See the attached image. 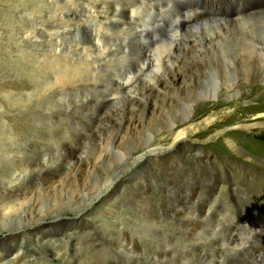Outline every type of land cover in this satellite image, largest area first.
<instances>
[{"label":"bare ground","instance_id":"6f19581e","mask_svg":"<svg viewBox=\"0 0 264 264\" xmlns=\"http://www.w3.org/2000/svg\"><path fill=\"white\" fill-rule=\"evenodd\" d=\"M133 1L135 2V0H131V2ZM212 1V13L210 18L208 17L209 12L205 8L207 0H202L198 3L201 7V10L188 4L187 0H138L137 5L134 8H130V6L128 5L129 2L127 0H94V4L91 5L89 9L91 20L88 19L90 20L88 22V27L85 25V29L83 27V29L80 30L81 25L76 22L78 25L75 26L77 30L75 35L68 31L67 33H65L67 35L66 37H60V41L64 43L63 48H61V43L57 44V42L59 41L57 40L56 44L58 45V53L56 50L57 55L54 54L53 57L50 55L51 60L49 61L52 63H55L56 61L55 64L59 65V68H57L55 72L52 71L54 77L49 79L51 81H49V83L51 84H47L46 86L44 85L41 91H37V88L33 89L32 92L26 93V96H24L27 99L26 102H29L33 98L39 96V94H41L43 97V94L46 93L45 91H52L50 89L59 87L57 107L59 106L60 108L67 103L73 109H79L82 105L85 104V101H87V99H90L88 97H91V88L99 86V84L102 82L108 85L109 83H112L115 88L113 93L115 97L112 98L113 103L119 97H123L124 95L126 96L125 100L127 99V102L125 104H127V107L130 109L127 113L129 122L127 123L126 118L123 116V114L120 115L118 110H113L111 107L109 110L107 109L108 111H106L104 115L102 114L103 118L100 121L101 123H103V125H106L107 128H110L111 132L112 130H116V132H119V128L121 126L123 128L127 125V127L129 128V132L124 137L123 142L130 139L131 141L136 142V146L133 148V153L130 156L131 159L128 160L127 157H129L130 152L127 153V148L126 150H123V152L122 150H119V147L121 145L117 146L115 144L116 137H114L111 145L106 147L103 153L97 159L93 158L90 160L88 153H91V151L94 152V150L96 149V144L101 142L99 138L90 136L91 138L88 140V142L84 140V144H87L82 150H80L79 152L76 151L74 154L72 153L71 160L69 159L70 163L72 164L70 166L72 167L65 178L56 179V177L49 175V173L42 174L39 179V184L35 188V190H33V192L17 196H14L13 193L9 192L6 195L1 194L0 216L4 215L8 211L19 210L20 213H22L21 217H23V219L20 225H17L14 228L0 231V244H5V242L9 238H13L19 235V231L21 229L23 230L27 228L32 231L33 225L41 226L46 219L38 217L39 214H37L36 212L40 209L42 200L44 198L60 195L61 193H64L65 196L66 194H68L72 200H81L79 205L82 207L79 208L74 214L75 217L80 215H87V222L97 228L95 219L91 216L94 214V212L91 211V209L94 208H92L91 206H93L92 203L95 199H97L96 197L98 194L95 193L96 189L91 185V181L94 177L95 171L109 161L112 150L118 148L117 150L123 153L126 157V160L122 165V167L126 165V171L121 175L113 176L110 182H108L105 187H101L99 193H103L104 196L108 194L110 190L112 193L117 192L119 185H121V187H123V191L125 192L122 197H126L129 201H135V203H137L142 209H144V214H139L132 210L129 206H127L128 203H125L127 199L125 201L122 200V203L120 204L118 202V206H127L125 208V211L129 216L132 217L133 215H136L135 219H133L136 224L131 231L124 233L122 231H118V233H120V238H122L121 244L117 245L116 241L113 242V240H115V237H113L111 240L112 243H114L112 245L113 247L115 246L117 254L116 260L119 261V264H135L133 262H129L128 257H135L136 259H139L138 261L140 262V264H148V262L151 260H155L151 261L152 264H215L218 261L214 260L215 257L212 253V249H216V247L220 248L217 258H222V262L226 260L227 264H264V217L263 221L257 222L255 219H249L247 217L242 218L240 215L234 216V214L226 212L223 206H219L214 209L212 208V213L210 215H207L208 212H206V210L210 211V208H208V206H205L207 204L206 199L195 206H188L187 201H185L186 198L183 197V195L182 205L180 204V206H169L166 208V212L162 213L159 210L155 209L152 203L148 200V183L145 179L144 181L140 179L141 177H149V174H147V172L145 175H142L139 170H142V168L146 167L148 163H151L153 155H156L158 153H171L175 147H178L179 142L185 138L186 132L184 130L177 131L175 135L172 136L174 134L173 133L171 136H169L170 138L166 136H158L156 134H159V132L167 128V126L170 128V130L174 129L175 126L181 124L182 122H186L192 117L198 115V113H193V107L195 105L196 99L202 97L218 98L213 103V108H215L216 110L215 116L209 117L207 118V120H205V122L207 121L206 123L208 124L213 123V125L209 127L208 130L214 129L215 127L217 128V126L220 127L221 124L217 120L225 116H228L227 120H235V115L232 113L233 110L231 109V111H228V108H233L234 106L241 107V103L245 102V98L247 95H255L254 93H256L255 97H257V103L255 107L260 106V100L261 98H263L262 96H264V0H245L242 1V3H238L235 8L236 13L233 14V16H235L234 18H230V6H226L225 8H223L224 5L221 4L222 1H225L226 3L227 1L230 2L232 0H222L219 2L217 0V2L214 0ZM155 3L157 7H155ZM66 8H69L67 4H65L63 11L67 10ZM62 9L63 8H61V10ZM22 16L24 17L25 15L22 14ZM50 19L52 20L51 17ZM63 19L65 18L63 17ZM56 20L57 19H55V21ZM69 21H71V19H69ZM179 25H181V29L179 28ZM71 26L74 25L72 24ZM31 27L32 26H30L29 28ZM69 28L71 27L69 26ZM183 31L185 32L183 33ZM108 33L109 35L111 33V37L108 36ZM160 37L164 38L163 42H157L158 44H154L152 42L153 38H156L157 41ZM177 41H179V45L177 46L179 47V49H181L180 52L184 51L182 50V48L187 45H190L188 51L193 50V52H191V54H186L183 56L179 51L175 53L176 51L174 50V46L176 45ZM150 46L153 47V49H147V47ZM129 51L130 55H128ZM156 51L157 53H155ZM172 51H175L173 53L174 56L172 54ZM155 57L159 59L156 60ZM45 59L46 56L42 58L43 61ZM178 59H181V61L178 62ZM63 65L64 68L62 67ZM52 66H54V64ZM33 67L35 68V66ZM47 70L50 71V69ZM32 73L30 72L31 75ZM43 75L45 76V74ZM189 77L192 78L191 81L188 80ZM210 78H213L214 80L216 79V82L210 84L208 82ZM41 82L42 84L46 83L45 81ZM254 84H260V86H258L257 88V91H251L252 87L250 88V86ZM80 86L85 90V94H79L80 88L77 91V88ZM254 88L255 87H253V89ZM89 90L90 92H88ZM16 91H18V89ZM20 91L18 92V95L20 94ZM8 94L11 95V93ZM21 94L20 96H22ZM161 94L163 95V97H167L168 95L169 99L171 98L172 110L164 109L163 113L157 116L151 123H145V119L143 121L142 117H140V119H135V116H137V114L133 112V110H143L146 105L145 101L149 97L154 98ZM174 95H176V98L172 100V96L174 97ZM20 96H18L17 98L21 99ZM98 96L100 95L98 94ZM131 96H135L136 100H132ZM221 97L228 99L227 102L229 106L224 110L218 111L217 108H221L222 106L227 104L225 103V101L220 99ZM236 97L238 98L236 99ZM22 99H17V101H22ZM101 99L103 98L101 97ZM108 100H110V98ZM206 103L207 102H204L201 104L202 106H199L202 108H206ZM110 104L112 103L109 102V105ZM262 105L263 110L258 109L257 111H255V121L252 124L243 123V126L248 128L254 127L251 130L255 129L256 127H264V103ZM37 107H39V105H37ZM87 111L89 110L87 109ZM29 113L30 112H28V115L32 114ZM222 113H226L227 115H223ZM28 115H26V117ZM29 118H31V116ZM83 119L86 120V118ZM214 119H216V121L212 122ZM29 123L32 124V122L30 121ZM43 123L46 122H44L43 120ZM16 130H14L12 126L10 127V131H7L6 129L2 130L7 141L12 139L17 140V137L14 136L16 135ZM98 130L99 128L97 129V131ZM144 131L148 132L147 137ZM25 132H23V134ZM46 132L47 131H45V133ZM30 134H32V132ZM98 134L96 136H99ZM19 135L22 134L20 133ZM24 137L26 138V135ZM172 139L173 141L171 143L170 141ZM13 141L14 140H12V142ZM231 143L230 146L233 149H237V146L235 147V145ZM92 144H94V146H92ZM60 148H62V146ZM3 151L6 150L4 149ZM16 151L17 150H15V152ZM19 151L17 152V154L21 153V151ZM3 154H6V152ZM12 155L13 154H11V156ZM1 156L2 155H0V158ZM31 158L32 157H30V159ZM20 160L21 162H23L22 158ZM26 160L28 159H25L24 161ZM45 160L46 158L43 161ZM13 162H15V160ZM34 163L36 164L37 161ZM40 163L42 167V162ZM90 164H92L90 169H87L88 165ZM24 166H28L30 170H34L38 167H36V165H34L35 167L32 165H25V163ZM52 166L54 165L52 164L51 167ZM21 168L23 170V173L27 170L26 167ZM45 169L47 170V168ZM129 170L130 174H132L131 176L127 174ZM132 176H138L140 181L139 188L129 184L128 178ZM10 181H12V179L9 180V182ZM16 182L17 181L13 183ZM214 182H217L216 177L214 179ZM13 183L11 182V184ZM5 185L8 186L7 184ZM177 186L179 185L177 184ZM173 204H175V202ZM171 208L173 213L169 214L168 211H170ZM162 214L163 216H161ZM218 216H222L223 219H225L224 221L228 220V222H226L227 226L221 227L220 229H218V227L216 226H213V222ZM66 217L67 215L60 214L52 217L51 219L61 221ZM114 219H117L119 226L122 225L123 227H125L124 218L114 216ZM256 225H259L260 228L257 229V227H255ZM223 228L226 230V232ZM100 231L102 232L101 234L109 237L108 234H105L102 230ZM139 233L145 234L146 238L149 237L151 240L153 239L152 241H154L155 238L157 239L159 237L161 239L159 243H164V251L161 253L160 250L157 251L156 248L154 250L148 248L146 244L147 242L145 243L143 241V236L141 239L138 238ZM252 234H254V238L256 239L254 242L250 241V239H252ZM216 235H218V238L216 237ZM129 239L131 241H129ZM141 243H143V246L141 245ZM49 247L50 246H48V248ZM241 249H244L243 252L246 254V256L236 258L235 255L236 253H238L237 251L240 252L242 251ZM20 250H22V248ZM209 250L210 252H208ZM17 252L18 251H16V253ZM214 252L216 251L214 250ZM142 257L146 259L145 263L142 262Z\"/></svg>","mask_w":264,"mask_h":264},{"label":"rangeland","instance_id":"374dc122","mask_svg":"<svg viewBox=\"0 0 264 264\" xmlns=\"http://www.w3.org/2000/svg\"><path fill=\"white\" fill-rule=\"evenodd\" d=\"M73 1L72 0H0V155H2L0 158L1 159L0 161H2L0 162L1 164L0 168H2L0 169L1 171L0 196L6 195L8 192L13 193L14 196L24 195L29 192H33V190H35V188L38 186L39 179L42 174L49 173V175L56 177V179L65 178L67 173L70 171L72 167L70 166L72 165L70 163L72 153L74 154L76 151L79 152L80 150H82L87 144V143L84 144L85 141L88 142V140L91 137L99 138L101 142L96 144L95 147L96 149L94 150V152L91 151V153L90 152L88 153L90 160L93 158L97 159L103 153L105 148L111 145V142L112 140H114V137H116L115 144L117 146L121 145L119 147V150H122L123 152V150H126L127 148V153L130 152L129 157H127L128 160L131 159L130 156L133 153V148L136 146V142H133L130 139L126 140L128 143L126 141L123 142L124 137L129 132V128L127 127V125L123 128L121 126L119 128V132L118 131L116 132V130L114 131L112 130L111 132V129L107 128V126L103 125V123H101L100 121L103 118L102 114L104 115V113L108 111L111 107L113 110H118L120 115L123 114V116L126 118L127 123L129 122V117H127V113L130 109L127 107V104H125L127 102V99L125 100L126 96L124 95L123 97H119L113 103L112 98L115 97L113 95L115 88L112 83H109L108 85L102 82L99 84V86L91 88L90 90L92 93L90 92V90L88 91L91 94V97L90 96L88 97L90 99H87V101H85V104L82 105L79 109H73L67 103L60 108L59 106L57 107V103H58L57 96L59 92V87L58 88L54 87L53 89H50L52 91L49 90L45 91L46 93L43 95L46 98L44 96L42 97V95L39 94V96L33 98L29 102H26L27 99L26 97H24L26 96L25 95L26 93L32 92L33 89H37V88L39 89V90L37 89V91H41L44 85L46 86L47 84H51L49 83L50 81L49 79L54 77L52 71L55 72L56 69L59 68L58 67L59 65L55 64L56 61L55 63L54 62L52 63L49 60H51V56L53 57L54 54L57 55L58 53L57 44L61 43V48L64 47V43L60 41V37H64V36L66 37L67 35L65 33H67L68 31H70L73 35H75L77 31L75 26L78 25L77 23L81 25L80 30H82L83 27L85 29V25L88 27L89 24L88 22L91 20L89 9L90 6L94 4V0H76V1L73 0ZM127 1L129 2L128 5L130 6V8L136 7L138 2V0H135V2L134 1L131 2V0H127ZM217 1L219 2L222 0H217ZM233 1H234V7H233L234 11L233 12L231 11L232 14H230V18L235 17L233 16V14L236 13L235 10L236 5L238 3H242V1L245 0H233ZM65 4H67L69 8H66L67 10L63 11ZM212 4H213L212 0H207V3L205 5L206 10L209 12L208 17L210 18L212 13ZM221 4H223L224 5L223 8H225L226 6L227 7L230 6L232 4V1L230 2L227 1L226 3L225 1H222ZM155 7H157L156 3H155ZM61 8L63 9L61 10ZM70 8L72 9V11ZM54 13L57 14L55 15ZM22 14L25 16L23 17ZM50 17L52 18V20L50 19ZM63 17L67 20L63 19ZM55 19L57 20L55 21ZM69 19H71V21H69ZM25 23L28 24L26 25ZM72 24L74 26H71ZM30 26L32 27L29 28ZM69 26L71 28H69ZM179 28L181 29V25H179ZM184 32L185 31H183V33ZM39 35L42 36L40 37ZM108 36L111 37V33L110 35L108 33ZM153 39L156 41V38ZM153 39L152 42L154 44H158L164 41L163 37H160L156 42ZM57 40L59 41L57 42ZM45 41L48 43H46ZM177 45H179V41H177L176 45L174 46L175 48L174 50L176 52L172 51V54L174 52L177 53V51L179 52L181 51V49H179ZM188 48H190V45L184 46V48H182V50L184 51L180 52V54L182 56L186 54H191L193 50L188 51ZM147 49H153V47L150 46L147 47ZM155 53H157V51ZM128 55H130V51ZM45 56L46 59L43 61L42 58H44ZM158 59L159 58H156V60ZM179 61H181V59H178V62ZM53 64L54 66H52ZM31 65L32 67L35 66V68L34 67L32 68ZM36 67L39 69H37ZM62 67L64 68V65ZM43 69H45L46 71ZM47 69H50V71ZM30 72L36 74L32 73L31 75ZM41 73L45 74V76ZM34 77H36L37 79ZM45 78L47 81L45 80ZM191 79L192 78L189 77L188 80L191 81ZM40 80L43 82L45 81L46 83L42 84ZM213 80H214L213 78H210L208 82L210 84L215 83L216 79L214 81ZM30 82L32 83V85ZM20 85L23 87V89ZM258 86H260V84H254L250 86V88L252 87L251 91H257ZM253 87L255 88L253 89ZM79 88H80L79 94H85V90L81 86L77 88V91ZM17 89L18 91H16ZM19 91L20 94L23 93L21 94L22 96H20V94L18 95ZM8 93H11V95ZM98 94L100 96H98ZM254 94L256 95V93ZM255 95H249V96L247 95L245 98V102L241 103L242 108L240 106L237 107L234 106L233 108L230 107L228 108V111H231V109L233 110L232 113L235 115V120L234 119H232V121L230 119L227 120L228 116H225L217 120L221 124L220 127L217 126V128L215 127L214 129H210V130H208V128L211 127L213 123L208 124L206 123L207 121L205 122V120H207V118L209 117L215 116L216 110L215 108H213V103L218 98L202 97L196 99L195 105L193 107V113L194 114L198 113V115L192 117L190 120L186 122H182L181 124L175 126L174 129L170 130V128L167 126V128L161 130L159 134H156L158 136L160 135V136L169 137L173 133L174 134L172 136H174L175 133L180 130H184L186 132L185 138L179 142L178 147H175L171 153L169 152L158 153L156 155H153L151 159L152 160L151 163H148L146 167H143L142 170H139L142 175H145L146 172L147 174H149V177L148 176L141 177L140 179L143 181L145 179L146 182L148 183L147 197L155 209L163 213L166 212L165 210L169 206L172 205L180 206V204L181 205L183 204V199H182V195H183V197L186 198L185 201H187L188 206H195L201 203L204 199H206L207 204L205 206H208V208H210V211L206 210V212H208L207 215H210L212 213L211 210L212 208L214 209L219 206H223L226 212H230L231 214H234V216L240 215L242 218L247 217L249 219H255L257 222L263 221L264 127H256L255 129L251 130L254 127L248 128L242 125L243 123L252 124L255 121L254 120L255 111H257L258 109L263 110L262 104L264 103V96H262L263 98H261L260 100V104H259L260 106L255 107L257 103V97H255ZM18 96H20L21 99L23 98L22 101H17V99L21 100L17 98ZM175 96L176 95H174V97L172 96V100L176 98ZM101 97L103 99H101ZM131 97L132 100H136L135 96H131ZM238 97H236V99ZM109 98L110 100H108ZM220 99L225 101V103L227 104H225L221 108H217L218 111L224 110L226 107L229 106L227 102L228 101L227 98L221 97ZM109 102L112 104L109 105ZM204 102H207L206 103L207 107L206 108L200 107L202 106L201 104ZM145 103L146 105L143 110L142 109L133 110V112L137 114V116H135L136 117L135 119L137 118L140 119V117H142L143 121L145 119V123H151L152 121H154L157 116L163 113L164 109L172 110L171 109L172 101L171 98L169 99L168 95L167 97L166 96L163 97L162 94L154 98L149 97L145 101ZM37 105H39V107H37ZM87 109L89 111H87ZM28 112H30L29 114L31 113L32 114L28 115ZM70 113L72 114V116ZM222 114L227 115L226 113H222ZM26 115L28 116L26 117ZM30 116L31 118H29ZM83 118H86V120ZM43 120L46 123H43ZM29 121L32 122L34 127L32 126L31 123H29ZM215 121L216 119H214L212 122ZM11 126L14 130L17 129L15 132L16 135H14L17 137V140L12 139L14 140L13 142L12 140L7 141L2 131L3 129L10 131ZM98 128L99 130L97 131ZM44 130L50 132L45 133ZM18 131L19 132L21 131L20 133L22 135H19L20 133ZM28 131L30 133L32 132V134H30ZM23 132L25 133L23 134ZM95 133L97 134L99 133L98 134L99 136H96L97 134ZM144 133L147 137L148 132L144 131ZM17 135L20 137H18ZM25 135L26 138L24 137ZM38 140H40L41 142ZM172 141L173 139L170 142L172 143ZM230 143L235 145V147L237 146L236 148L238 150L233 149L230 146ZM61 146L62 148H60ZM92 146H94V144H92ZM13 148L14 149L16 148L15 150L17 151L15 152ZM4 149L6 151H3ZM117 149L112 150L109 161L106 162L101 168H98L95 171L94 177L91 181V185L94 186L96 189L95 193L98 194L96 197L97 199H95L92 203L93 206H91L92 208H94L91 209V211L94 212V214L91 216L92 218L95 219L97 228L94 225H91L87 222L88 221V219L86 218L87 215H80L75 217L74 214L77 212L79 208L82 207L79 205L81 200L79 201L72 200L68 194H66L65 196L64 193H61L60 195H56L53 197L44 198L42 200V205L40 206V209L36 213L39 214L38 217L44 218L47 221L45 220L41 226L33 225L32 231H30V229L27 228L23 230L21 229L19 231V235L13 238H9L5 242V244H0V264L3 263L5 264V262L6 264H8V261L10 259L11 260L9 261V264H119L118 263L119 261L116 260L117 254H116L115 246L113 247L112 244L114 243H112L111 240L113 237H115V240H113V242L116 241L117 245L121 244L122 238H120V233H118V231H122L123 233L131 231L136 224L133 220L135 219L136 215H133L132 217L129 216L126 213L125 208L129 206L132 210H134L136 213L139 214H144L143 211L144 209H142L137 203H135V201H129L126 197H122L125 192L123 191V187H121V185H119L117 192L112 193L110 190L108 194L104 196L103 193H99L101 187H105L108 184V182H110L113 176L121 175L126 171L125 169L126 165L122 167L123 163L126 160V157L124 156L123 153H121ZM19 150L21 151V153H18L19 154L18 155L17 152ZM2 152L3 153L6 152V154H3ZM54 153L56 156L54 155ZM11 154L13 155L11 156ZM30 157H32L31 158L32 161ZM21 158L23 162H21L20 160ZM43 158L44 159L46 158V160L43 161L44 160ZM25 159H28L30 161L28 160L24 161ZM14 160L15 162H13ZM35 160L37 161L36 164L34 163L36 162ZM40 162H42L43 165L42 167ZM24 163L25 165H29V166L36 165V167L38 166L37 167L38 169L35 168L34 170H30L28 166H24ZM52 164L54 166L51 167ZM91 165L92 164L88 165L87 169H90ZM11 166L12 167L15 166V167L12 168ZM44 166L45 168H47V170L44 168ZM21 167H26L27 168L26 171L28 172L24 171L23 173ZM127 174L129 176L132 175L130 174V170L128 171ZM10 175L12 176L14 175V176L12 177ZM215 177L217 178V182H214ZM10 178L12 179V181L9 182V180H11ZM15 181L17 182L13 183ZM128 181L130 185L138 188L140 187V183H139L140 181L138 176L135 177L132 176L128 178ZM11 182L13 184H11ZM5 184H7L10 188ZM177 184L179 186H177ZM3 188L4 189L6 188L5 190L7 192ZM122 200L123 201L126 200L125 203L126 204L128 203L127 206L124 207L118 206V202L120 204L122 203ZM174 202L175 204H173ZM168 212L169 214H172L173 213L172 208ZM21 214L22 213H20L19 210H13V211H8L4 215L0 216L1 217L0 231L14 228L17 225H20L23 219V217H21ZM60 214L67 215V217L65 219H62L61 221H57L56 219H51L52 217ZM114 216L124 218L125 227H123L122 225L119 226L118 221L117 219L116 220L114 219ZM161 216H163V214ZM224 220L225 219H223L222 216H218L214 220L213 226L218 227V229L227 226L226 222H228V220L226 221ZM255 227H257V229L260 228L259 225H256ZM100 230H102L105 234H108L109 237L101 234L102 232ZM224 231L226 232L225 229ZM142 236H143V241L145 243L147 242L146 244L148 248H150L151 250H154L156 248V250L157 251L160 250L161 253L164 251V243L163 242L159 243V241L161 240L159 237L157 239L155 238L154 241H152L153 239L151 240L149 237L146 238L145 234L139 233L138 238L141 239ZM216 237L218 238V235H216ZM251 238L252 239H250V241L254 242L256 240L254 238V234H252ZM155 240L158 241L156 242ZM129 241L131 240L129 239ZM156 244L159 245L157 246ZM141 245L143 246V243H141ZM48 246L50 247L48 248ZM21 248L22 250H20ZM219 249H220L219 247H216V249H212V253L214 254L215 257L214 260L218 261L215 264H220V263L227 264L226 260L222 262L223 260L222 258L220 259L217 258V255H219ZM214 250L216 252H214ZM241 250L242 251L240 252L237 251L238 253H236L235 255L236 258L246 256V254L243 252L244 249ZM16 251L18 252L16 253ZM208 252H210V250ZM128 260L129 262L140 264V262L138 261L139 259H136L135 257L134 258L128 257ZM142 260H143L142 262L145 263L146 259L142 257ZM151 261H155V260H151ZM151 261H149L148 264H152Z\"/></svg>","mask_w":264,"mask_h":264},{"label":"water","instance_id":"95a60500","mask_svg":"<svg viewBox=\"0 0 264 264\" xmlns=\"http://www.w3.org/2000/svg\"><path fill=\"white\" fill-rule=\"evenodd\" d=\"M64 227V226H63ZM67 228V227H66Z\"/></svg>","mask_w":264,"mask_h":264}]
</instances>
